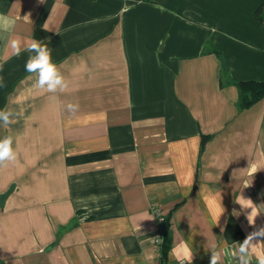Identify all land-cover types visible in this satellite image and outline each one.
Instances as JSON below:
<instances>
[{"label": "crops", "instance_id": "1", "mask_svg": "<svg viewBox=\"0 0 264 264\" xmlns=\"http://www.w3.org/2000/svg\"><path fill=\"white\" fill-rule=\"evenodd\" d=\"M263 3L0 0V110L17 113L0 122L17 152L0 167V264H162L167 224L166 264H189L185 244L191 264L220 249L238 264L236 243L264 227V99L240 110L235 85L264 81ZM33 39L65 92L25 71Z\"/></svg>", "mask_w": 264, "mask_h": 264}, {"label": "clouds", "instance_id": "2", "mask_svg": "<svg viewBox=\"0 0 264 264\" xmlns=\"http://www.w3.org/2000/svg\"><path fill=\"white\" fill-rule=\"evenodd\" d=\"M10 48L17 56L22 50V39L19 36L14 37L10 41ZM27 50L30 55L25 63V71L30 74H35V87L44 90L48 93L56 94L63 93L68 89V81L56 63L52 60L51 50L46 44L38 40H31L27 44ZM79 109L78 104L69 103L67 110L75 114ZM17 113L12 109L0 110V122L7 127L14 122ZM14 137L7 135L0 139V167L7 166L8 163L15 162L17 159V152L13 147ZM248 175L253 176L257 173L258 168L256 164H250L246 168ZM252 181L246 182V186H251ZM236 203L241 205L242 209H251L247 214V220L250 226L255 225V218L261 213L260 206L253 203L251 199H246L242 194L237 198ZM217 216L221 214V209L217 208ZM147 216V213H144ZM218 224V222H217ZM139 230V225L137 226ZM224 228H221V232ZM237 246L232 249V256L238 261V264H253L255 259L256 264H264V227L249 233L242 243H236ZM183 253L185 259L191 264L193 253L191 249L185 244L183 246ZM224 249L215 250L211 253L209 264H221Z\"/></svg>", "mask_w": 264, "mask_h": 264}, {"label": "trees", "instance_id": "3", "mask_svg": "<svg viewBox=\"0 0 264 264\" xmlns=\"http://www.w3.org/2000/svg\"><path fill=\"white\" fill-rule=\"evenodd\" d=\"M258 19L264 23V3L260 9L256 12ZM239 92L238 107L240 110H246L264 99V81H243L235 83ZM206 139L204 138L201 146L203 150ZM162 244L159 248L161 253L162 264H166L168 261V255L172 247V239L170 233L169 224L166 225L164 233L162 235Z\"/></svg>", "mask_w": 264, "mask_h": 264}, {"label": "built area", "instance_id": "4", "mask_svg": "<svg viewBox=\"0 0 264 264\" xmlns=\"http://www.w3.org/2000/svg\"><path fill=\"white\" fill-rule=\"evenodd\" d=\"M154 213H155V215L157 216L159 222H165V219H166V218L164 217V215L162 214V212H161L159 209H155V210H154ZM162 241H163L162 238H158V240L156 241V246H157L158 248H160V246H161V244H162ZM181 264H187V263L182 262ZM227 264H233V263H227ZM253 264H256V263H253Z\"/></svg>", "mask_w": 264, "mask_h": 264}]
</instances>
